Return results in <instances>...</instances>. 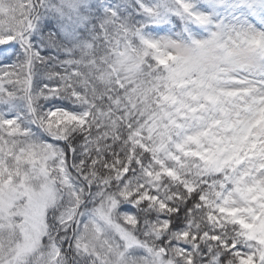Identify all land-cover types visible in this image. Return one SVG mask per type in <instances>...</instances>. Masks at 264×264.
<instances>
[{"label": "snow or ice", "instance_id": "snow-or-ice-1", "mask_svg": "<svg viewBox=\"0 0 264 264\" xmlns=\"http://www.w3.org/2000/svg\"><path fill=\"white\" fill-rule=\"evenodd\" d=\"M0 264H264V0H0Z\"/></svg>", "mask_w": 264, "mask_h": 264}]
</instances>
